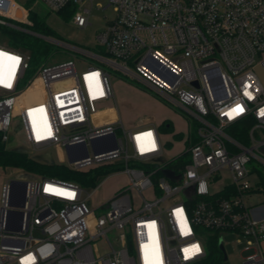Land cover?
I'll list each match as a JSON object with an SVG mask.
<instances>
[{
    "label": "built area",
    "instance_id": "1",
    "mask_svg": "<svg viewBox=\"0 0 264 264\" xmlns=\"http://www.w3.org/2000/svg\"><path fill=\"white\" fill-rule=\"evenodd\" d=\"M40 1L91 25L96 0ZM109 6L115 18L97 36L104 53L42 37L72 53L31 73L27 53L0 46L2 141L13 135L23 145L8 148L31 157L58 147L70 170L98 175L82 186L12 168L20 173L2 186L0 264H193L208 254L205 231L222 242L235 235L250 253L243 264H264V206L251 201L264 171V0ZM32 9L0 0V26L32 33ZM112 73L174 107L186 122L180 149L158 126L124 127ZM111 105L114 120L98 115ZM119 175L112 197L93 205Z\"/></svg>",
    "mask_w": 264,
    "mask_h": 264
},
{
    "label": "rangeland",
    "instance_id": "2",
    "mask_svg": "<svg viewBox=\"0 0 264 264\" xmlns=\"http://www.w3.org/2000/svg\"><path fill=\"white\" fill-rule=\"evenodd\" d=\"M13 1L18 5L31 8L32 0ZM33 9L36 10L40 18H42L59 36L58 39H54L55 41H60L64 44L78 47L86 51L95 52L98 51L97 36L115 18V12L113 6H109V0L95 1L89 16L91 25L84 29L75 26L70 21V18L69 20H66L61 14L50 12L41 1ZM3 41L4 37L0 32V46L8 48ZM48 42H51L55 46L56 50H54L50 56L47 64H56L70 59L68 54L72 53L71 50L63 48L56 42ZM111 83L115 94L117 110L121 114L125 128H129L130 126L135 128L149 125L158 126L162 121L169 120L173 122L175 131L184 129L185 122L179 116V113L174 110V107L161 97L155 95L152 91L143 89L141 85H138L133 80L116 73H112ZM98 115L101 117L107 116L110 120H114L115 109L113 105H111L108 110H100ZM162 132L160 133L162 134ZM169 137L170 134H164V138ZM22 145V141L13 137V135H10L8 147L16 148ZM175 148L176 150L180 149V144H177ZM34 157L48 163L62 164L68 167L70 165V161L66 159L64 151L58 147H53L41 153H35ZM19 173L20 172L12 168H0V197L2 193V186L7 181L17 177ZM124 182V177L120 175L110 179L107 183L100 187L97 195L94 197L93 205H100L110 199L113 193ZM85 189L88 192L92 191L91 187H85ZM251 201L257 205L264 206V195L260 193L256 194L253 196ZM98 212L100 213L102 210ZM221 238L223 239L227 256V259H224L221 264H243V260L250 253L244 252V246L236 243L237 237L233 234H226ZM102 249H104V247H102Z\"/></svg>",
    "mask_w": 264,
    "mask_h": 264
},
{
    "label": "trees",
    "instance_id": "3",
    "mask_svg": "<svg viewBox=\"0 0 264 264\" xmlns=\"http://www.w3.org/2000/svg\"><path fill=\"white\" fill-rule=\"evenodd\" d=\"M35 0L31 1V7H35ZM30 9V8H29ZM63 16L64 19L69 20L71 13H58ZM29 20L32 26H25L26 30L32 33L11 29L8 27L0 26V32L4 37L3 43L10 49L19 50L27 53L31 58V73L34 72L36 67L48 63L50 56L56 50L55 46L42 37H49L52 39H58L59 36L49 27V25L38 15L36 10L32 9L29 14ZM98 51L104 53V49L98 47ZM163 129L172 131V127L165 123ZM0 168L22 169L25 172L45 176L56 177L63 180L74 181L82 186H85L90 182L94 184L97 173H77L70 170L67 166L56 163H48L41 161L35 157H31L28 154L18 152L13 149H9L7 145L2 141L0 135ZM260 191L264 195V171H260ZM87 182V183H86ZM210 246L208 248L207 256L193 264H221L224 260V254L220 249V237L218 233L205 231Z\"/></svg>",
    "mask_w": 264,
    "mask_h": 264
},
{
    "label": "crops",
    "instance_id": "4",
    "mask_svg": "<svg viewBox=\"0 0 264 264\" xmlns=\"http://www.w3.org/2000/svg\"><path fill=\"white\" fill-rule=\"evenodd\" d=\"M119 114H120V112H119ZM120 116H121V114H120ZM180 116V115H179ZM181 117V116H180ZM182 118V117H181ZM121 119H122V117H121ZM183 119V118H182ZM122 121H123V119H122ZM184 121V120H183ZM185 122V121H184ZM165 123L167 124V127L170 125L171 127H172V131H165L164 129H163V127H164V125H165ZM124 124V123H123ZM185 126H186V122H185ZM185 126H184V129H185ZM158 127L160 128V130H162L163 132H165V133H168V134H170V135H174L173 136V140L175 141V144H179V140L182 138V134H181V132L182 131H184V129H182V130H177V131H175L174 130V127H173V122H171V121H169V120H164V121H162L159 125H158ZM129 128H135V127H133V126H130ZM178 141V142H177ZM172 148H174V147H172ZM259 212H261L260 210H256L255 211V213L256 214H258ZM262 248H263V251H264V241H263V243H262Z\"/></svg>",
    "mask_w": 264,
    "mask_h": 264
},
{
    "label": "water",
    "instance_id": "5",
    "mask_svg": "<svg viewBox=\"0 0 264 264\" xmlns=\"http://www.w3.org/2000/svg\"><path fill=\"white\" fill-rule=\"evenodd\" d=\"M18 15L20 16L21 14L18 13ZM72 148H73V147H68V148H67V151L70 153L71 150H72ZM16 151H18V152H22V153H25V154L28 153L27 151H25V150H23V149H17ZM85 153L87 154V151H86V150H85ZM167 174L169 175L170 173L167 172ZM220 249H221V251H222L223 254H224V259L226 260V259H227V256H226V252H225L224 244H223L222 241H220Z\"/></svg>",
    "mask_w": 264,
    "mask_h": 264
},
{
    "label": "snow or ice",
    "instance_id": "6",
    "mask_svg": "<svg viewBox=\"0 0 264 264\" xmlns=\"http://www.w3.org/2000/svg\"><path fill=\"white\" fill-rule=\"evenodd\" d=\"M240 110H242V109H240ZM145 135H150V133L145 134ZM193 248H194L197 252L199 251V247H198V246L193 245ZM185 251H188V250H185Z\"/></svg>",
    "mask_w": 264,
    "mask_h": 264
}]
</instances>
